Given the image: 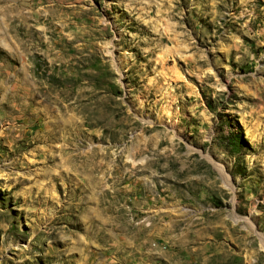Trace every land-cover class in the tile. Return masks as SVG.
I'll return each instance as SVG.
<instances>
[{"label":"rangeland","instance_id":"1","mask_svg":"<svg viewBox=\"0 0 264 264\" xmlns=\"http://www.w3.org/2000/svg\"><path fill=\"white\" fill-rule=\"evenodd\" d=\"M0 264H264V0H0Z\"/></svg>","mask_w":264,"mask_h":264}]
</instances>
